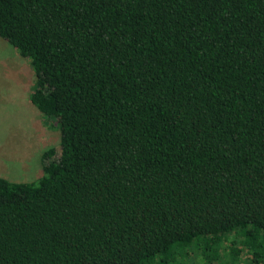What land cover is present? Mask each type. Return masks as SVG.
<instances>
[{
    "label": "trees",
    "instance_id": "trees-1",
    "mask_svg": "<svg viewBox=\"0 0 264 264\" xmlns=\"http://www.w3.org/2000/svg\"><path fill=\"white\" fill-rule=\"evenodd\" d=\"M0 37L60 131L0 264H264V0H0Z\"/></svg>",
    "mask_w": 264,
    "mask_h": 264
},
{
    "label": "rangeland",
    "instance_id": "rangeland-1",
    "mask_svg": "<svg viewBox=\"0 0 264 264\" xmlns=\"http://www.w3.org/2000/svg\"><path fill=\"white\" fill-rule=\"evenodd\" d=\"M34 71L27 58L0 37V176L30 182L59 157L60 131L30 101ZM51 149L49 158L41 159Z\"/></svg>",
    "mask_w": 264,
    "mask_h": 264
}]
</instances>
